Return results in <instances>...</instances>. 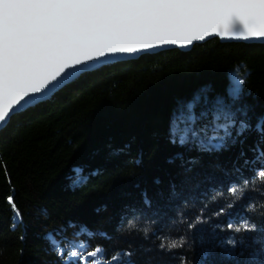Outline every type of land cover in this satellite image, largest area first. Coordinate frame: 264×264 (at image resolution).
Returning a JSON list of instances; mask_svg holds the SVG:
<instances>
[{
	"label": "trees",
	"instance_id": "16d2710c",
	"mask_svg": "<svg viewBox=\"0 0 264 264\" xmlns=\"http://www.w3.org/2000/svg\"><path fill=\"white\" fill-rule=\"evenodd\" d=\"M218 98L236 123L214 148ZM191 116L198 137L181 143ZM262 120L264 43L213 38L84 73L0 132V264H72L57 252L78 242L104 264H258ZM245 221L255 230L235 231Z\"/></svg>",
	"mask_w": 264,
	"mask_h": 264
},
{
	"label": "snow or ice",
	"instance_id": "6c2138e0",
	"mask_svg": "<svg viewBox=\"0 0 264 264\" xmlns=\"http://www.w3.org/2000/svg\"><path fill=\"white\" fill-rule=\"evenodd\" d=\"M209 28L237 40H264V0H0V125H6L12 116L39 102L79 71L91 70L114 56L154 51L155 47L180 41L190 45L192 40H203L198 33H207ZM153 41L157 42L155 47ZM238 93L236 89L230 94L236 99ZM187 107L191 110L193 104ZM216 110V118L222 115L227 123L218 125L224 135L213 136L208 143L220 148L226 138L232 137L236 121L219 98ZM189 119L181 143L187 142L189 135L192 139L198 137V130L191 127L197 118ZM248 128L240 121L237 137ZM257 130L264 136V120L257 124ZM212 140L221 143L212 144ZM253 150L257 159L264 161V150L258 145ZM258 177L264 179V170ZM231 192L236 194L238 189L232 187ZM6 199L20 218L14 197ZM233 227L228 224L229 229ZM254 230L255 226L246 221L235 228L237 232ZM227 243L235 247L238 242L230 239ZM178 246L176 242L169 245ZM102 252L96 247L68 255L72 264H104L107 258L101 256ZM57 254L67 259L62 251ZM118 261L119 255H113L109 264ZM258 264H264V257Z\"/></svg>",
	"mask_w": 264,
	"mask_h": 264
},
{
	"label": "water",
	"instance_id": "95a60500",
	"mask_svg": "<svg viewBox=\"0 0 264 264\" xmlns=\"http://www.w3.org/2000/svg\"><path fill=\"white\" fill-rule=\"evenodd\" d=\"M221 31H222V29H221ZM198 35L203 36L204 39L203 40H192L190 45H187L185 41H180L176 45H170L167 47H155L157 42L153 41L152 45L155 47L154 51H140L136 55L114 56V57H111L108 61H102L99 64L93 66V68L91 70L79 71L74 76H71L70 78L66 79L62 83L61 86L55 88L54 90H52L51 92L46 94L44 97L40 98L39 102H35V103L29 104L28 106H26L20 113L26 111L27 109H29L31 107H34L37 104H40V103L50 99L56 92H58L59 90H61L66 85H68V84L72 83L73 81H75L76 79H78L84 73L90 72V71L98 69V68H101L103 66H107V65L114 64V63L121 62V61L136 60V59H139L142 55L155 54V53H159V52L165 51V50L179 49L181 51H190L195 44L205 43V42H207L213 38H219L222 43H229V42H242V43H249V44H251V43H264V40H260V39H249V40L245 41V40L233 39V38L228 37L227 35L221 36L220 34H218L217 30L214 28H209L207 33L202 32V33H198ZM134 47H136L138 49L140 46L135 45ZM93 55H95V54H93ZM71 63H73V62L69 61V64H71ZM14 116H12V117H14ZM11 119H10V121H11ZM10 121L6 125H0V132L3 131L4 128L7 127V125L10 123Z\"/></svg>",
	"mask_w": 264,
	"mask_h": 264
},
{
	"label": "rangeland",
	"instance_id": "374dc122",
	"mask_svg": "<svg viewBox=\"0 0 264 264\" xmlns=\"http://www.w3.org/2000/svg\"><path fill=\"white\" fill-rule=\"evenodd\" d=\"M81 245H83V247H81ZM85 249L86 248H85L83 243H80V242H78V243H70V244L67 245V251L66 252H67V254H69L71 251L75 250V251H80V252L84 253V252H87ZM97 259L99 260L100 258L97 257ZM67 260H72L70 255H68Z\"/></svg>",
	"mask_w": 264,
	"mask_h": 264
},
{
	"label": "bare ground",
	"instance_id": "6f19581e",
	"mask_svg": "<svg viewBox=\"0 0 264 264\" xmlns=\"http://www.w3.org/2000/svg\"><path fill=\"white\" fill-rule=\"evenodd\" d=\"M179 50V49H178ZM99 69V68H98ZM95 70H97V69H95ZM92 71H94V70H92ZM91 72V71H90ZM87 73V72H86ZM60 91V90H59ZM57 93V92H56Z\"/></svg>",
	"mask_w": 264,
	"mask_h": 264
}]
</instances>
